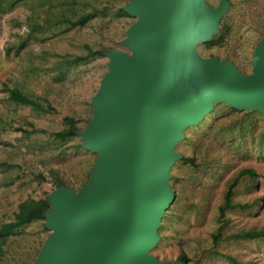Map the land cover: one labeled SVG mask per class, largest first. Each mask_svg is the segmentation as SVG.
<instances>
[{
	"label": "rangeland",
	"instance_id": "374dc122",
	"mask_svg": "<svg viewBox=\"0 0 264 264\" xmlns=\"http://www.w3.org/2000/svg\"><path fill=\"white\" fill-rule=\"evenodd\" d=\"M131 2L0 3V226L26 200L53 202L61 186L78 193L91 182L99 154L84 147L82 134L95 119L93 102L111 70L110 55H134L127 41L138 18L125 10ZM205 2L212 10L224 5L225 11L216 30L196 46L197 55L252 75L264 41V0ZM89 50L103 54L89 56ZM13 89L42 108L11 101ZM66 117L77 130L61 140L56 134L68 130ZM174 154L167 180L174 200L151 256L171 264L183 263L182 256L185 264H264V238H237L264 230V114L215 103L185 130ZM57 177L67 186L56 187ZM234 182L233 207L222 214ZM53 233L46 216L22 228L8 240L0 264H36Z\"/></svg>",
	"mask_w": 264,
	"mask_h": 264
},
{
	"label": "water",
	"instance_id": "95a60500",
	"mask_svg": "<svg viewBox=\"0 0 264 264\" xmlns=\"http://www.w3.org/2000/svg\"><path fill=\"white\" fill-rule=\"evenodd\" d=\"M125 10L138 18L127 41L134 55H110L95 119L82 134L84 147L99 154L93 178L78 193L65 186L53 193L46 217L54 233L36 264H171L150 252L174 200L167 180L176 144L215 103L264 114V41L249 76L195 51L224 5L132 0Z\"/></svg>",
	"mask_w": 264,
	"mask_h": 264
},
{
	"label": "trees",
	"instance_id": "16d2710c",
	"mask_svg": "<svg viewBox=\"0 0 264 264\" xmlns=\"http://www.w3.org/2000/svg\"><path fill=\"white\" fill-rule=\"evenodd\" d=\"M3 1L4 0H0V3ZM89 51H90L89 56H96L103 54L102 52H93L92 50ZM87 58L88 57L77 58L75 60V63L85 61ZM9 93H10V97H9L10 100L17 104L24 106H32L39 109L42 108L41 104L25 96L18 89H13ZM64 121L68 126V130L56 134V137L61 140H66L67 138L73 137L77 130L76 122L73 118L66 117ZM246 173L250 174L251 176L254 175V172L252 171H247ZM236 183L237 182H234V184L229 188L228 192L226 193L225 203L224 206L221 208L222 214H224L225 210L231 209L233 207L232 199L234 196V188L236 186ZM55 185L56 187H60L61 185H66V183L62 179L57 177L55 180ZM50 209H51V205L49 204V201L47 199H40V200L29 199L22 202L19 205L18 212L14 215L13 220L9 223H5L0 226V260L4 256L5 253L4 248L8 240L18 235L19 231L22 228L34 222L44 220L46 214L50 211ZM237 238L239 239L264 238V230L247 232L245 234L238 236ZM180 261L185 264L187 263V258L185 256H182L180 258ZM232 263L239 264L235 260H232Z\"/></svg>",
	"mask_w": 264,
	"mask_h": 264
}]
</instances>
